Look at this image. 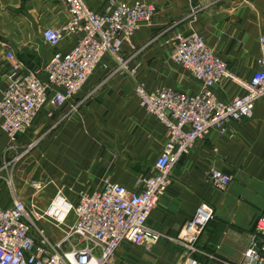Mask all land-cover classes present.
<instances>
[{
	"label": "crops",
	"instance_id": "1",
	"mask_svg": "<svg viewBox=\"0 0 264 264\" xmlns=\"http://www.w3.org/2000/svg\"><path fill=\"white\" fill-rule=\"evenodd\" d=\"M148 1L155 4L157 13L132 38L140 49L132 63L134 70L121 75L98 68L78 95L77 99L83 100L79 111L71 112L65 106L51 118L41 113L29 130L19 135L20 149L35 145L28 148L32 159L27 171L30 168L46 183L65 186L73 202L80 191L101 188L104 177L135 190V181L149 173L166 132L139 105L135 84L141 82L149 90L171 87L193 92L198 88L189 72L169 58L170 39L176 32L195 30L239 77L248 79L257 69L259 38L264 35V0ZM88 2L93 10H101L100 2ZM59 7V0H0V91L10 71L7 51H13L23 66L31 69L49 59L52 49L42 41V30L66 19L65 5ZM33 34L40 43L32 39ZM74 42L66 39L60 48L68 50ZM215 91L223 100L241 92L227 80ZM10 152L8 139L0 131L2 207L10 206L16 197H27L20 182L12 196L3 184ZM212 168L231 175L224 191L211 184L208 173ZM170 178L167 192L147 220L148 227L160 234L159 239L149 249L122 244L115 252L114 264H179L184 248L175 238L201 202L212 207L213 216L197 241L201 253L194 257L202 264L240 261L264 208V96L255 103L251 118L231 121L225 132L212 130L197 141L173 165ZM53 194H47V203Z\"/></svg>",
	"mask_w": 264,
	"mask_h": 264
},
{
	"label": "built area",
	"instance_id": "2",
	"mask_svg": "<svg viewBox=\"0 0 264 264\" xmlns=\"http://www.w3.org/2000/svg\"><path fill=\"white\" fill-rule=\"evenodd\" d=\"M88 1L62 0L67 17L42 30V41L52 51L38 69L23 66L13 51L5 53L10 71L0 91V131L8 139V150L19 147V135L26 133L41 113L51 118L65 106L71 112L79 111L83 100H78V95L98 68L121 75L134 70L132 63L140 49L132 38L142 24L153 21L155 4L148 0H96L102 8L95 11ZM70 38L75 39L73 46L61 49ZM259 45L257 69L245 79L231 71L196 31L176 32L170 39L169 58L189 72L198 88L193 92L171 87L149 90L141 82L135 84L139 105L166 132L149 173L135 181V190L104 177L101 188L80 191L74 202L62 185L39 211L28 210L20 199L8 207L0 206V264H114L115 252L124 243L151 248L160 234L148 227L147 220L171 184L173 165L210 131L223 133L229 122L251 118L255 103L264 96V35ZM225 80L241 91L229 100L221 99L215 91ZM208 177L220 191L232 180L216 168L209 170ZM33 185L42 188L39 183ZM212 216V207L201 202L182 223L175 238L184 248L179 264H202L194 255L201 253L197 241ZM39 220L63 236L52 239L36 224ZM220 264H264V208L241 260H221Z\"/></svg>",
	"mask_w": 264,
	"mask_h": 264
},
{
	"label": "rangeland",
	"instance_id": "3",
	"mask_svg": "<svg viewBox=\"0 0 264 264\" xmlns=\"http://www.w3.org/2000/svg\"><path fill=\"white\" fill-rule=\"evenodd\" d=\"M59 5H60L59 9H61V6L63 7L62 0H59ZM34 38L36 39V42L40 43V40L36 36V34L32 35L33 40ZM30 146H32V144ZM30 146H28L27 149L24 150L20 149L19 147L11 150L9 170L7 171V174L5 173V176L2 180L6 189H9L10 196L16 193L17 190L16 182H20L23 186H25L26 188L25 192L27 197L25 198L26 200L24 199L22 200L26 204L28 210L35 212L45 207L47 203L46 201L47 194H53V193L55 194L57 186L53 183H46L45 181L39 179L38 178L39 176L32 174L30 168L27 171L25 167L27 166L29 160L32 159V153H29L30 151L28 150L33 149L35 145L29 148ZM34 183L41 184L42 188L37 189L36 187H34L33 185ZM10 196L8 197L9 201L11 200ZM14 199H19V198L16 197ZM36 224L43 227L45 231L51 236L52 239H60L63 236V233L61 231L54 229L49 223H47L44 220H39L36 222Z\"/></svg>",
	"mask_w": 264,
	"mask_h": 264
}]
</instances>
